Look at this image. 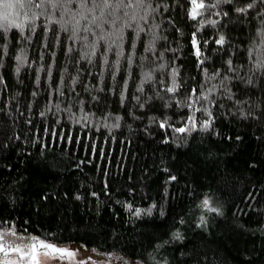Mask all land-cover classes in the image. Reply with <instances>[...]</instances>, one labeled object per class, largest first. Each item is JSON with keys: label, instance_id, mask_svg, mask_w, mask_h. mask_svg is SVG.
<instances>
[{"label": "trees", "instance_id": "16d2710c", "mask_svg": "<svg viewBox=\"0 0 264 264\" xmlns=\"http://www.w3.org/2000/svg\"><path fill=\"white\" fill-rule=\"evenodd\" d=\"M203 2L196 19L191 0L11 10L0 228L146 264H264V0Z\"/></svg>", "mask_w": 264, "mask_h": 264}, {"label": "rangeland", "instance_id": "374dc122", "mask_svg": "<svg viewBox=\"0 0 264 264\" xmlns=\"http://www.w3.org/2000/svg\"><path fill=\"white\" fill-rule=\"evenodd\" d=\"M41 241L66 249L74 255L54 258L60 254L53 253L51 249L41 248ZM0 247L4 249L0 251V262L7 264H146L138 258L96 250L79 243H57L24 235L13 228H0ZM28 256L32 259H27Z\"/></svg>", "mask_w": 264, "mask_h": 264}, {"label": "snow or ice", "instance_id": "6c2138e0", "mask_svg": "<svg viewBox=\"0 0 264 264\" xmlns=\"http://www.w3.org/2000/svg\"><path fill=\"white\" fill-rule=\"evenodd\" d=\"M25 3L28 4H32L33 0H0V29L7 31L8 27H16L18 29L23 30L24 25L21 24H14L11 23L9 25H5L3 22L8 21L9 20V16L11 15V10L16 8L18 5L20 7H23L25 5ZM41 3H47L49 6L52 7H56V6H68L71 5L72 3H77L79 6V9H86L89 12H94L96 9H114V10H119L120 6H131V0H128V2L126 3V0H41ZM137 4H141L143 5L144 3H146V0H136ZM191 3L193 5L192 10H191V17L193 19H196L198 15H201L202 13L199 11L201 9L205 8V4L203 2V0H191ZM221 3H232V0H215L214 4L209 5V7H218ZM36 7H40L41 4H36ZM253 7H255V0H253V3H249L246 7H238L236 9V11L238 13H242V14H246L248 12L249 9H252ZM67 10V8H66ZM224 15H227V13H224ZM108 16H112V13L109 12ZM101 17L104 18V21L107 22V17L104 16V12L101 11ZM101 17H96L93 16L92 19V23L96 24V27H101L100 24L97 23V20L100 19ZM75 18V17H73ZM82 18L87 19L86 16H82ZM112 23H115V20H112ZM217 22H213V24H215ZM76 24H79V20L76 21ZM73 34L75 35L76 33V28L75 26L73 27ZM84 31H88L87 28L84 29ZM86 39V38H85ZM101 39H103V37H101ZM193 43L195 44V40H193ZM217 44H223L224 43V37L221 36L217 41ZM196 55L199 57L200 56V51L199 49H197ZM17 60H21V57H17ZM228 64L231 65V60L228 61ZM264 65H257V67H261ZM19 70V69H17ZM249 83H251V79H249L248 81ZM173 89H169V91H172ZM205 99H207V97H205ZM210 115V113H209ZM193 123H195L193 121ZM163 127V125H161ZM209 126L208 123H205L203 125V127L207 128ZM187 129L185 128H179L177 129V131L179 132H185ZM174 179V177H173ZM203 206L204 207H208L209 206V200L205 199L203 200ZM210 211L213 212H219V209L217 208H209ZM139 214V212L137 213ZM203 219V218H202ZM178 235V234H177ZM33 248H35V246H32ZM40 247L44 248V249H51L53 253H57L60 254L59 257H54V258H61V257H71L72 255H74L72 252H69L66 249H61L58 247H55L54 245L51 244H44L42 241L40 243ZM16 251H20V249H15ZM0 251H4L3 247H0ZM27 259H32L31 256L26 257Z\"/></svg>", "mask_w": 264, "mask_h": 264}]
</instances>
